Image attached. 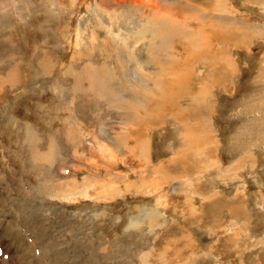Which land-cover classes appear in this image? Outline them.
I'll return each instance as SVG.
<instances>
[{
  "label": "rangeland",
  "instance_id": "374dc122",
  "mask_svg": "<svg viewBox=\"0 0 264 264\" xmlns=\"http://www.w3.org/2000/svg\"><path fill=\"white\" fill-rule=\"evenodd\" d=\"M0 264H264V0H0Z\"/></svg>",
  "mask_w": 264,
  "mask_h": 264
},
{
  "label": "bare ground",
  "instance_id": "6f19581e",
  "mask_svg": "<svg viewBox=\"0 0 264 264\" xmlns=\"http://www.w3.org/2000/svg\"><path fill=\"white\" fill-rule=\"evenodd\" d=\"M215 36H216V34H214ZM217 36H219V35H217ZM95 70V69H94ZM13 73V72H12ZM15 75V74H14ZM13 76V75H12ZM101 76V75H100ZM100 78V77H99ZM15 80H16V78H15ZM12 81H14V80H12ZM107 81V80H106ZM194 98H192V100H193ZM147 148H148V146H147ZM194 149H196V148H194ZM144 150V149H143ZM51 151V150H50ZM56 152V151H55ZM146 152H147V150H146ZM181 154V153H180ZM36 157V156H35ZM55 157V156H54Z\"/></svg>",
  "mask_w": 264,
  "mask_h": 264
}]
</instances>
